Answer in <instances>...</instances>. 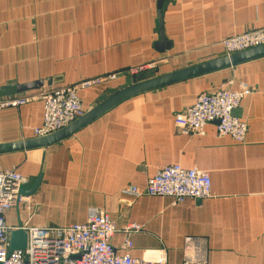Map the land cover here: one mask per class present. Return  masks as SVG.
I'll return each mask as SVG.
<instances>
[{
  "label": "crops",
  "instance_id": "1",
  "mask_svg": "<svg viewBox=\"0 0 264 264\" xmlns=\"http://www.w3.org/2000/svg\"><path fill=\"white\" fill-rule=\"evenodd\" d=\"M158 1L0 0V94L45 82L12 95L32 94L33 102L0 110V144L37 137L39 96L49 87L92 82L79 91L86 112L135 70L161 76L222 58L223 40L264 28V0H169L163 28L170 46L162 52ZM51 78L62 82L48 86ZM225 88L246 92L237 111L248 124L244 143L218 136L215 123L202 136L178 129L176 118L199 95ZM170 165L208 172L212 197L174 206L171 198L146 195L149 179ZM0 166L29 180V209L22 204L5 215L11 229L84 224L92 210H102L115 223L118 255L264 264V58L130 98L58 145L0 156ZM131 187L142 194H130ZM131 223L142 230L130 236L126 252Z\"/></svg>",
  "mask_w": 264,
  "mask_h": 264
},
{
  "label": "built area",
  "instance_id": "2",
  "mask_svg": "<svg viewBox=\"0 0 264 264\" xmlns=\"http://www.w3.org/2000/svg\"><path fill=\"white\" fill-rule=\"evenodd\" d=\"M263 45L264 28L222 41L227 56ZM145 70L140 68L131 75ZM91 83L49 87L43 91L39 96L43 103V123L40 128L35 129V135L40 137L55 133L82 117L85 110L79 91L89 87ZM245 96V91H233L229 88L201 94L184 114L176 118V126L184 134L202 136L206 127L215 123L218 136H229L236 142L244 143L248 124L240 119L237 111ZM35 99L32 94L1 98L0 110L24 106ZM28 182L16 168L3 169L0 166V264H166L165 261L153 263L138 260L129 253L118 255L112 245L116 234L115 223L102 210H92L84 224H72L62 228H9L5 219L7 212L22 204L29 209V197L22 195ZM128 192L134 196L142 194L136 187L129 188ZM145 193L150 197L171 198L174 206L188 199L202 201L212 197L211 177L206 171L170 165L160 169L149 179ZM19 230L26 233V247L11 251L10 233ZM141 230L138 224L126 225V238L122 244L124 251L128 252L132 246L130 236ZM183 264L203 262H195L187 254Z\"/></svg>",
  "mask_w": 264,
  "mask_h": 264
},
{
  "label": "water",
  "instance_id": "3",
  "mask_svg": "<svg viewBox=\"0 0 264 264\" xmlns=\"http://www.w3.org/2000/svg\"><path fill=\"white\" fill-rule=\"evenodd\" d=\"M169 0L158 1V21H159V34L160 40L157 44V48L160 51H164V48H169L170 44L165 42L164 28H163V13L166 9ZM264 58V45L256 47L250 50L239 52L230 56L217 58L208 62H204L195 66H191L179 71H175L169 74L157 76L155 69L145 70L134 75L127 77L125 84L119 88V90L100 103L91 106L82 117L68 125L67 127L59 130L55 133L45 136L36 137L24 141L0 144V156L10 155L20 152H28L39 149H47L54 145H58L63 141L73 137L75 134L92 124L101 116L112 110L120 103L141 95L143 93L153 91L156 89L164 88L177 83L189 81L199 77L207 76L218 71L230 69ZM61 78H51L47 80V85L52 86L61 83ZM45 82L39 81L30 83L23 86H16L1 91V96H12L39 90L44 87ZM40 179L38 178L33 191L38 187ZM22 195L29 196L28 192L22 191ZM27 243L26 233L22 230L14 231L11 233L10 238V250L24 249Z\"/></svg>",
  "mask_w": 264,
  "mask_h": 264
},
{
  "label": "rangeland",
  "instance_id": "4",
  "mask_svg": "<svg viewBox=\"0 0 264 264\" xmlns=\"http://www.w3.org/2000/svg\"><path fill=\"white\" fill-rule=\"evenodd\" d=\"M132 75H134V74H132Z\"/></svg>",
  "mask_w": 264,
  "mask_h": 264
}]
</instances>
